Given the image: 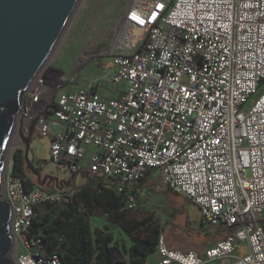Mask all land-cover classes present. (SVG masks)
Listing matches in <instances>:
<instances>
[{
    "label": "built area",
    "instance_id": "2783aa9c",
    "mask_svg": "<svg viewBox=\"0 0 264 264\" xmlns=\"http://www.w3.org/2000/svg\"><path fill=\"white\" fill-rule=\"evenodd\" d=\"M134 32L73 90V78L43 69L22 94V132L48 137L50 162L73 179L123 194V210L136 208L133 187L148 174L194 205L200 226L235 227L202 256L161 234L157 264H264V0H129L118 35ZM6 161L14 264H60L31 231L33 210L78 188L26 190Z\"/></svg>",
    "mask_w": 264,
    "mask_h": 264
},
{
    "label": "rangeland",
    "instance_id": "374dc122",
    "mask_svg": "<svg viewBox=\"0 0 264 264\" xmlns=\"http://www.w3.org/2000/svg\"><path fill=\"white\" fill-rule=\"evenodd\" d=\"M128 1L79 0L44 67L47 73L52 77L73 78L65 86L67 90H73L84 81L99 77L102 64H108L114 54L124 52L122 43L119 42L118 27ZM106 89L107 86L103 84L101 92ZM12 142L13 145L8 148V158H12L16 151L20 150L22 154L24 152L17 135ZM49 144L48 137L36 134L32 136L28 157L33 166L40 170V174L58 178L59 184L70 181L78 189L87 184L88 179H73L63 166L50 162ZM138 185L141 188L138 189L136 208L128 212V217L133 220L152 217L161 227L164 241L170 249L202 254L209 245L210 238L205 236L208 227L199 225L196 208L183 197L173 194L150 179ZM48 187L56 189L55 183H49ZM90 224L92 230L108 225L103 217H91ZM109 227L119 249L121 244L129 245L128 239L119 229ZM216 241L217 239L214 240ZM117 259L123 262L128 258L122 254Z\"/></svg>",
    "mask_w": 264,
    "mask_h": 264
},
{
    "label": "trees",
    "instance_id": "16d2710c",
    "mask_svg": "<svg viewBox=\"0 0 264 264\" xmlns=\"http://www.w3.org/2000/svg\"><path fill=\"white\" fill-rule=\"evenodd\" d=\"M12 161V173L24 179L26 190L38 186L36 178L25 169L22 151L14 152ZM148 178L147 174L140 184ZM105 184L101 179H88L70 202L34 207L31 231L39 234L49 251L58 255L60 264H147L148 258L155 254L161 227L152 217L130 219L129 211L122 209L124 195L106 188ZM91 217H103L108 225L92 230ZM109 226L124 234L129 241L127 248L123 244L120 249L117 247ZM234 230L235 227H210L205 236L210 238V244L215 239L227 238ZM122 254L128 259L119 262L117 257Z\"/></svg>",
    "mask_w": 264,
    "mask_h": 264
},
{
    "label": "water",
    "instance_id": "95a60500",
    "mask_svg": "<svg viewBox=\"0 0 264 264\" xmlns=\"http://www.w3.org/2000/svg\"><path fill=\"white\" fill-rule=\"evenodd\" d=\"M78 1L0 0V264H14L11 210L2 196V176L14 136L24 147L25 169L38 186L53 181L61 190L70 182L59 184L58 178L36 171L28 157L33 125L24 135L20 109L22 94L31 89L44 69Z\"/></svg>",
    "mask_w": 264,
    "mask_h": 264
},
{
    "label": "crops",
    "instance_id": "0c3cea01",
    "mask_svg": "<svg viewBox=\"0 0 264 264\" xmlns=\"http://www.w3.org/2000/svg\"><path fill=\"white\" fill-rule=\"evenodd\" d=\"M150 179V181L151 182H155L151 177H149L148 178V180ZM139 188H141V187H139V185L137 184V185H135L134 187H133V190L136 192V194H138V189ZM167 197H170V195L169 194H165ZM194 206V205H193ZM195 207V206H194ZM196 208V207H195ZM196 210H197V215L199 216V212H198V209L196 208ZM208 228H210V227H208ZM213 243H215V242H212V243H210L207 247H209L210 245H212ZM125 245V247L127 248L129 245H127L126 243H124ZM206 247V248H207ZM202 254H203V252H202ZM202 254H200L201 256H202ZM157 261H158V256H157V254L155 253V254H153L152 256H150L149 258H148V261H147V264H157ZM211 264H217V263H211Z\"/></svg>",
    "mask_w": 264,
    "mask_h": 264
},
{
    "label": "bare ground",
    "instance_id": "6f19581e",
    "mask_svg": "<svg viewBox=\"0 0 264 264\" xmlns=\"http://www.w3.org/2000/svg\"><path fill=\"white\" fill-rule=\"evenodd\" d=\"M138 35L137 32L134 33H128L123 38H119V42L122 43V47L129 48L132 45V42L134 41L135 37Z\"/></svg>",
    "mask_w": 264,
    "mask_h": 264
},
{
    "label": "flooded vegetation",
    "instance_id": "af4514ba",
    "mask_svg": "<svg viewBox=\"0 0 264 264\" xmlns=\"http://www.w3.org/2000/svg\"><path fill=\"white\" fill-rule=\"evenodd\" d=\"M35 134V132L32 130V136ZM44 176V175H43ZM49 183H54L53 181H51V182H46V184H45V186L44 187H48V184Z\"/></svg>",
    "mask_w": 264,
    "mask_h": 264
}]
</instances>
